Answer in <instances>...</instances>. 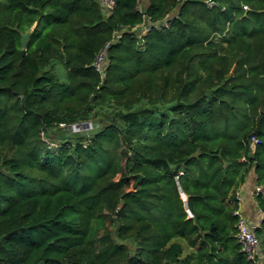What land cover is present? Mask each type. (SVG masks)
<instances>
[{"label": "trees", "instance_id": "16d2710c", "mask_svg": "<svg viewBox=\"0 0 264 264\" xmlns=\"http://www.w3.org/2000/svg\"><path fill=\"white\" fill-rule=\"evenodd\" d=\"M113 1L0 0V264H264V0Z\"/></svg>", "mask_w": 264, "mask_h": 264}, {"label": "built area", "instance_id": "2783aa9c", "mask_svg": "<svg viewBox=\"0 0 264 264\" xmlns=\"http://www.w3.org/2000/svg\"><path fill=\"white\" fill-rule=\"evenodd\" d=\"M100 5L102 6V9L104 12H111V9L113 7L114 1L113 0H99ZM245 7V6H244ZM105 53V47L102 49V51L98 54L95 60V66L96 68H99L100 64L103 61V55ZM61 127H67L68 130L71 132L81 130V129H88L91 128L92 122L90 121H83V122H77V123H72L68 126L65 124L61 123ZM253 141H255L253 139ZM262 190L261 185L255 184L254 186V193L259 192ZM237 199V209L234 211V213L237 214V233L236 237L238 239V242L241 245L242 251L246 254L248 258H254V256L257 254L258 251V239L254 233V224L250 223L243 214L240 213L239 211V206H240V201H241V196L240 194L237 193L236 195Z\"/></svg>", "mask_w": 264, "mask_h": 264}, {"label": "crops", "instance_id": "0c3cea01", "mask_svg": "<svg viewBox=\"0 0 264 264\" xmlns=\"http://www.w3.org/2000/svg\"><path fill=\"white\" fill-rule=\"evenodd\" d=\"M255 175L253 171H250L242 185L238 190V194L241 196L239 211L245 216V218L252 224L256 225L262 214L259 211L255 199H254V186H255Z\"/></svg>", "mask_w": 264, "mask_h": 264}, {"label": "water", "instance_id": "95a60500", "mask_svg": "<svg viewBox=\"0 0 264 264\" xmlns=\"http://www.w3.org/2000/svg\"><path fill=\"white\" fill-rule=\"evenodd\" d=\"M28 35H29V32L23 33L21 35V45L22 46L25 45ZM97 127H98V123L94 122V123H92L91 128L77 130V131H74L73 134H74L75 137H81V136H84V135H90V134H93V133L96 132ZM184 202L186 203L185 200H184Z\"/></svg>", "mask_w": 264, "mask_h": 264}, {"label": "rangeland", "instance_id": "374dc122", "mask_svg": "<svg viewBox=\"0 0 264 264\" xmlns=\"http://www.w3.org/2000/svg\"><path fill=\"white\" fill-rule=\"evenodd\" d=\"M205 1H208V0H205ZM140 5H141V7H143L144 3L141 2ZM59 134H60V137H62V136H65L66 135V132H64V130L60 129L59 130ZM50 140H52V142L55 144V143H57L59 141V137H53Z\"/></svg>", "mask_w": 264, "mask_h": 264}]
</instances>
